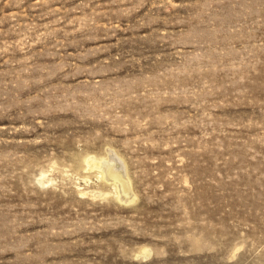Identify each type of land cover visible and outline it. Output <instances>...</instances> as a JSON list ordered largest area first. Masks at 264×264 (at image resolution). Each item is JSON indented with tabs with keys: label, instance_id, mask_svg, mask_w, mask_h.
<instances>
[{
	"label": "rangeland",
	"instance_id": "rangeland-1",
	"mask_svg": "<svg viewBox=\"0 0 264 264\" xmlns=\"http://www.w3.org/2000/svg\"><path fill=\"white\" fill-rule=\"evenodd\" d=\"M0 264H264V0H0Z\"/></svg>",
	"mask_w": 264,
	"mask_h": 264
},
{
	"label": "bare ground",
	"instance_id": "bare-ground-1",
	"mask_svg": "<svg viewBox=\"0 0 264 264\" xmlns=\"http://www.w3.org/2000/svg\"><path fill=\"white\" fill-rule=\"evenodd\" d=\"M79 161H80L79 162L80 165L83 167L84 170L86 169L89 171L91 169H94V171L97 172L98 179H100L99 180L100 182L98 183L96 188L93 189H88V187H80L78 185L77 188H78V192L81 194V197L86 195L93 198L99 197L102 199L112 197L118 200L119 203L121 202L126 205L131 204L132 202H135L137 200L138 194L136 193L133 187L131 176L129 175L128 172L126 173L125 171L118 170V167L114 163V160L110 159L108 156L98 157L96 155L86 153L85 155H82ZM47 172H48L47 169H43L40 172L38 178L40 184L42 183L46 185V183H54L53 177L46 178L48 176ZM36 177H38V174L36 175ZM82 178L85 181V183L88 184L90 180V175H84ZM47 186L49 185L47 184ZM151 250L152 249L148 246H142L140 247L138 252L140 253V255H143L146 258L151 254Z\"/></svg>",
	"mask_w": 264,
	"mask_h": 264
}]
</instances>
